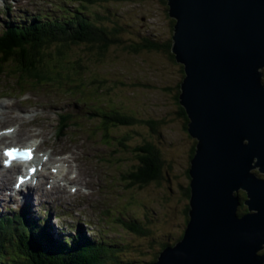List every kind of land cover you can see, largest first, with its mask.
Returning <instances> with one entry per match:
<instances>
[{
  "label": "rangeland",
  "instance_id": "1",
  "mask_svg": "<svg viewBox=\"0 0 264 264\" xmlns=\"http://www.w3.org/2000/svg\"><path fill=\"white\" fill-rule=\"evenodd\" d=\"M19 1V6H22V2L25 6L28 0ZM96 1L84 9L78 5L79 0H44L33 3L30 0V8L20 9L10 0H0V30L15 25L28 28L29 18L37 14L69 22L77 16L74 14L77 6H81L82 13L87 16L92 13L88 18L94 22L110 25L112 22L106 15L113 14L112 19H119L124 27L121 31L122 44L108 47L110 55H114L116 50L120 52L119 59L107 54L98 58L100 64H95L96 60L91 59L94 64L86 61L84 67L78 66L80 69L76 65H65L67 70L47 69L44 77L54 79L59 76L60 84L28 91L22 98L17 91L9 92L15 86L11 81L6 78L0 81V102L3 105L0 110V129L4 132L5 128L13 127L15 132L18 130L22 135L6 141L5 145H26L31 138H36L37 142L43 141L37 152L43 151L42 155L50 158L44 172H49L48 167L57 166L55 161L61 157L73 159L71 166L67 167V163H64L63 169L77 184L66 181L64 185L59 183V187L62 185L66 190L65 194L59 196V200H56L55 193L59 190L56 186L51 189L44 186L45 190L40 186L31 194L21 187L12 194L15 172L11 169L6 195H14L15 199L0 201V222L8 220L6 232L11 230L13 234H42L47 240L66 241L64 244L73 246L72 250L86 242L91 245L93 243L91 248L95 253L96 264H145L152 260L153 263L157 261L162 245H173L184 230L187 218L185 208L189 198L184 195L189 183L186 170L191 155L190 145L196 140L188 134L183 119L176 113L178 104L174 101V94H178L176 87L183 76L181 65L162 49L133 52L123 47L140 43L142 37L147 35L160 43L167 40L170 43L172 19L162 0ZM5 8L7 14L3 13ZM98 24L102 26V23ZM71 51L72 48L65 54ZM56 59L46 57L45 61ZM15 74L18 76V73ZM94 79L102 83H91ZM21 86L33 89L32 82H21ZM4 94L14 97H1ZM62 101L69 102L65 110L57 112L52 108L51 105H59ZM13 103L19 109H15ZM106 110L133 115L137 121L132 126L108 125L105 137L104 127L99 124L96 115ZM64 113L71 114V126L64 130L63 135L57 136L58 115ZM150 119L164 122H159L157 129L151 131L147 124ZM26 131L30 132L31 137ZM119 137H123V147L118 152V148H114ZM145 141L154 146L163 160V177L159 183L153 181L144 185H130L124 177L136 160L133 150ZM79 170L80 185L78 179L74 178ZM4 172L7 171L0 167V174ZM51 179L48 176V180L43 179L42 182L51 185ZM71 185L77 187L75 192L70 191ZM28 195L32 196L31 201L24 200ZM238 195L241 205L245 193L239 190ZM240 205L236 209L239 216L246 209L244 205L243 211L239 212ZM128 220L136 221L147 232L137 234L132 231L129 226H125ZM0 242L4 250H12L10 240ZM263 250L258 252L262 253Z\"/></svg>",
  "mask_w": 264,
  "mask_h": 264
},
{
  "label": "water",
  "instance_id": "2",
  "mask_svg": "<svg viewBox=\"0 0 264 264\" xmlns=\"http://www.w3.org/2000/svg\"><path fill=\"white\" fill-rule=\"evenodd\" d=\"M165 2L196 142L183 234L151 264H263L264 0Z\"/></svg>",
  "mask_w": 264,
  "mask_h": 264
},
{
  "label": "trees",
  "instance_id": "3",
  "mask_svg": "<svg viewBox=\"0 0 264 264\" xmlns=\"http://www.w3.org/2000/svg\"><path fill=\"white\" fill-rule=\"evenodd\" d=\"M94 1L95 0H79L78 5H81L85 9L87 6L93 4ZM98 1L100 0L96 2ZM162 2H165V0H162ZM81 6L76 7L77 11H75L74 14H77V16H75L74 19H70L69 22H63L60 19H56L54 16L38 14L36 17L29 18L30 25L28 28H24L23 26L18 28V25H15L8 27L7 30H1L0 75L6 72L17 78L20 85L21 82L27 84L32 82V85L40 86V82L46 83L51 81L60 83L59 76L54 79L44 77L47 69L52 71H59V69L67 70L64 67L69 65H73L74 67L76 65L77 68H82V65L83 67L86 65V61L94 64L91 59L96 60L95 64H100L101 61L98 58L104 57L107 54L110 55L111 51L108 53L109 46H113L117 43L122 44L121 31L124 30V27L120 24L119 19L116 21L112 19L113 14L106 15L107 19L112 22L110 25L103 22H94L88 18L92 13L88 16L82 13ZM49 15H51V12ZM99 18L102 19L104 17L100 16ZM98 23H102V26ZM172 24L173 20H171V28ZM148 36L150 35L142 37L140 43L128 44V46H124L123 49H130L133 52H137L141 49H156V51L162 49L175 61L170 51V43L167 42L168 40L160 43L156 39L154 40ZM69 45H72V47H69ZM70 48H72V51L65 54ZM95 50V54L92 53V51ZM119 54L120 52L116 50V53L110 55V57L119 59L121 55ZM46 57L57 59L45 61ZM6 66L11 68L8 69ZM15 73H18V76H16ZM95 82L99 84L102 83V81L98 79L91 81V83ZM176 88L179 94V86ZM178 94H174V101L178 104L176 113L183 119V124L187 131L188 119L184 109L178 103ZM114 111L115 110H106L100 115H96L98 122L100 121L99 124L104 127L103 135L105 137H107L106 129L108 125L113 127L121 125L132 126L137 121L133 115L118 112L112 113ZM159 122H164V120L150 119L147 121L149 129L151 131L156 130ZM122 138L123 137H119L117 146L114 148H118V152L123 147L121 143L123 140ZM106 141L109 142L107 138ZM194 145L195 142L190 145L191 155L189 156V162L194 152ZM133 153L136 160L132 164V169L130 168V171L125 175L126 177H124V180L130 185H144L153 183V181L154 183H159L163 177V160L160 159L154 146L150 142L145 141L142 146H136ZM186 174H188V168ZM184 195H186L187 198L189 197V188L186 189ZM244 208L245 206L242 205L241 210L239 211V208L238 211L242 212ZM245 212L246 209L244 210V213ZM185 214L187 215L186 223L188 219V206L185 208ZM7 221L8 220L0 222V241L6 239L10 240L12 250H8V252L4 250V246L0 244V264H96L94 260L95 253L91 248L93 243L91 245L89 242H86L80 245L78 249L72 250L73 246H66L64 244L66 241L64 240L56 242L55 240L45 239L42 234H13L11 230L6 232L5 225ZM128 221L129 222L125 223V226H129L131 230L137 234H145L147 232L144 228L139 226L136 221ZM182 234L183 230L178 237L179 239ZM168 245L170 244L164 243L161 249Z\"/></svg>",
  "mask_w": 264,
  "mask_h": 264
},
{
  "label": "bare ground",
  "instance_id": "4",
  "mask_svg": "<svg viewBox=\"0 0 264 264\" xmlns=\"http://www.w3.org/2000/svg\"><path fill=\"white\" fill-rule=\"evenodd\" d=\"M19 0H16V5L17 6H19ZM56 27V26H55ZM7 29V28H6ZM5 30V29H4ZM3 30V31H4ZM3 34V33H2ZM45 91H47V90H45ZM3 108V105H2V103L0 104V109H2ZM10 113V112H9ZM60 113H62V112H60ZM11 118V117H10ZM0 121H1V114H0ZM6 129V128H5ZM3 130V129H2ZM21 130V129H20ZM22 131V130H21ZM25 131V130H24ZM15 130L12 132V133H9V134H5V135H2V136H0V146L1 145H3V144H5L6 143V141H11V140H13V139H17V138H19V137H21L22 135L21 134H19V131L17 130L15 133ZM26 134H28V136L29 137H31V134H30V132L29 131H26ZM36 139V138H35ZM34 139V140H35ZM29 141V140H28ZM30 145H33L32 143H30ZM38 146H40L41 145V143H39V144H37ZM1 148V147H0ZM40 151V150H39ZM42 159V158H41ZM50 159V158H49ZM58 161H59V164H57V166H53V167H58V166H62V169L60 170L61 171V173H60V175L59 176H57V175H50V177L52 178L51 179V185H47V184H45L44 185V183H40V186L44 189V186L46 187V188H49L50 187V189L52 188V187H57V188H59V190L55 193V195L57 196L56 197V200L58 199L59 200V196L61 195V194H65V192H66V190H65V188L63 187V186H61V187H59V183H60V181H62V180H57L56 179V177H62V179H64V180H66V181H68L69 183H72V184H74V185H76L77 186V184L76 183H74L75 181H74V179H71L70 180V177H68V175H67V173H65L64 172V169H63V166H64V164L63 163H67V167H70L71 166V163L74 161L73 159H67L66 157L64 158H61V159H59V160H56L55 161V163H58ZM37 164H39V162H36ZM12 168H8V169H5L7 172H4V173H1L0 174V201H12L13 199H15V196L14 195H11L10 194V196H8V195H6V190H7V185H9L10 184V177H11V173H10V170H11ZM47 169H49V167L47 168ZM50 172V171H49ZM80 173V170L79 171H77L76 172V174H75V176H74V178H77L78 179V185H80V183H79V181H80V179H79V176L81 175V174H79ZM42 176V175H41ZM53 176V177H52ZM83 178V177H82ZM31 177H30V181H31ZM83 181V180H82ZM46 183V182H45ZM40 186L38 187V188H36V190L35 189H32V188H30V189H28V192L31 194V193H33V191H37L38 189H40ZM73 185H71L70 186V188L72 187ZM45 190V189H44ZM78 191H79V189H78ZM48 192V191H47ZM50 192V191H49ZM24 196H25V194H24ZM46 197H52V195H47ZM62 197H65V196H62ZM31 198H32V196H29L28 195V197H24V200L25 201H28V200H30L31 201ZM40 198V197H39ZM46 199V198H45ZM45 199H44V201H45ZM53 199H55V198H53ZM61 199V198H60ZM50 211V210H49ZM47 212V211H46ZM45 212V213H46ZM43 213V212H42ZM50 213V212H49ZM71 213V212H70ZM49 215V214H48ZM51 233V232H50Z\"/></svg>",
  "mask_w": 264,
  "mask_h": 264
},
{
  "label": "flooded vegetation",
  "instance_id": "5",
  "mask_svg": "<svg viewBox=\"0 0 264 264\" xmlns=\"http://www.w3.org/2000/svg\"><path fill=\"white\" fill-rule=\"evenodd\" d=\"M242 205H244V204H242V203H241V205H240V206H242ZM262 253H264V250L262 251Z\"/></svg>",
  "mask_w": 264,
  "mask_h": 264
},
{
  "label": "snow or ice",
  "instance_id": "6",
  "mask_svg": "<svg viewBox=\"0 0 264 264\" xmlns=\"http://www.w3.org/2000/svg\"><path fill=\"white\" fill-rule=\"evenodd\" d=\"M12 153H9V155H11Z\"/></svg>",
  "mask_w": 264,
  "mask_h": 264
}]
</instances>
